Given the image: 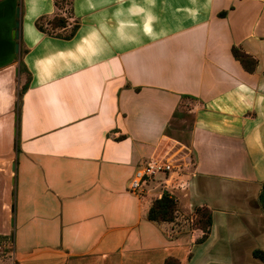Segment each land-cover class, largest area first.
<instances>
[{
    "label": "crops",
    "instance_id": "crops-1",
    "mask_svg": "<svg viewBox=\"0 0 264 264\" xmlns=\"http://www.w3.org/2000/svg\"><path fill=\"white\" fill-rule=\"evenodd\" d=\"M70 1L0 0V264H264V0Z\"/></svg>",
    "mask_w": 264,
    "mask_h": 264
},
{
    "label": "trees",
    "instance_id": "trees-1",
    "mask_svg": "<svg viewBox=\"0 0 264 264\" xmlns=\"http://www.w3.org/2000/svg\"><path fill=\"white\" fill-rule=\"evenodd\" d=\"M70 0H54V5L57 9L62 8V4H70ZM42 18H39L35 21V25L39 30H44L41 21ZM52 29L58 27H64L67 24V19L62 14H56L48 19L47 22ZM78 25L75 23L72 25L69 33L65 34V38H70L76 31ZM233 56L238 59L241 65L248 71H252L255 67L256 60L249 56L247 53L243 52L236 46L231 47ZM30 77L28 76L25 83L22 85L21 89L18 92V95H21L23 91L27 88ZM258 202L264 213V180L261 183L260 192L258 194ZM176 211V203L174 198L167 192H163L159 198L153 200L147 211V218L153 221H171L174 219ZM195 213L197 215L196 225L200 227L203 231L202 236L198 241H203L208 236L210 225H211V211L206 206H200L195 208ZM252 254L261 260H264V252L260 249H254ZM164 264H178V261L175 258L169 257L164 261Z\"/></svg>",
    "mask_w": 264,
    "mask_h": 264
},
{
    "label": "built area",
    "instance_id": "built-area-1",
    "mask_svg": "<svg viewBox=\"0 0 264 264\" xmlns=\"http://www.w3.org/2000/svg\"><path fill=\"white\" fill-rule=\"evenodd\" d=\"M169 169V164L163 161H150L138 168L131 178L128 188L132 192L140 190L142 184L153 177L156 171H165Z\"/></svg>",
    "mask_w": 264,
    "mask_h": 264
},
{
    "label": "rangeland",
    "instance_id": "rangeland-1",
    "mask_svg": "<svg viewBox=\"0 0 264 264\" xmlns=\"http://www.w3.org/2000/svg\"><path fill=\"white\" fill-rule=\"evenodd\" d=\"M68 6H67V4H62V8H61V10H58V12L59 13H62V12H65V11H68ZM57 12V13H58ZM58 13V14H59ZM48 19L49 18H46V19H44V20H41L40 22H41V24H44V25H46V28L48 29V30H51L52 28H51V26L47 23L48 22ZM48 24V25H47ZM176 124H178V123H176ZM196 219H197V217L194 219V223L196 222ZM0 248H7V246H3V243H2V239H0Z\"/></svg>",
    "mask_w": 264,
    "mask_h": 264
},
{
    "label": "water",
    "instance_id": "water-1",
    "mask_svg": "<svg viewBox=\"0 0 264 264\" xmlns=\"http://www.w3.org/2000/svg\"><path fill=\"white\" fill-rule=\"evenodd\" d=\"M16 16L19 17V7L16 9ZM20 36V21L19 19L15 22V30H14V38L19 39ZM18 47V43H16V49Z\"/></svg>",
    "mask_w": 264,
    "mask_h": 264
}]
</instances>
